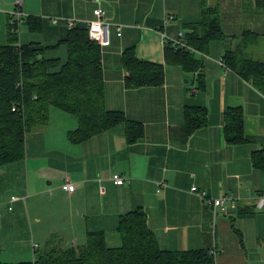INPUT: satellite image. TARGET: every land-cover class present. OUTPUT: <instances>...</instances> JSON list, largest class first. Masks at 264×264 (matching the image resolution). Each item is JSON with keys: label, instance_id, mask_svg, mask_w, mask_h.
Masks as SVG:
<instances>
[{"label": "crops", "instance_id": "1", "mask_svg": "<svg viewBox=\"0 0 264 264\" xmlns=\"http://www.w3.org/2000/svg\"><path fill=\"white\" fill-rule=\"evenodd\" d=\"M206 3L217 7L224 36L194 52L204 80V88L196 89L197 73L165 63L163 47L199 23L200 0H22L24 17H38L42 29L29 30L23 19L17 43L52 45L70 29L68 19L86 25L94 8L104 11L109 39L100 45L105 106L139 122L143 136L127 143L120 121L71 143L66 133L77 120L59 110H52L46 123L33 125L25 134L23 159L0 168V201L18 197L11 210L0 207V259L32 261L53 234L63 245H76L87 232L103 231L106 243L118 246V217L140 208L161 249H205L212 252L213 264H264V212L254 205V196L264 191V175L250 161L251 152L264 147V87L220 63L226 50L237 59L264 61L258 35L264 14L257 3L248 9L239 0ZM13 8L14 0H0V45L10 43ZM116 24L122 25L119 35ZM130 46L140 59L163 64L161 84L124 85L121 56ZM45 55L64 59L65 46ZM185 106L207 112L206 124L189 135L182 128ZM233 106L243 114L245 143L224 140L223 113ZM112 173L124 176V183L114 184ZM66 179L75 184L74 192L61 189ZM161 182L166 185L159 188ZM192 185L206 197L233 195L236 205L214 214L206 199L190 191Z\"/></svg>", "mask_w": 264, "mask_h": 264}, {"label": "trees", "instance_id": "2", "mask_svg": "<svg viewBox=\"0 0 264 264\" xmlns=\"http://www.w3.org/2000/svg\"><path fill=\"white\" fill-rule=\"evenodd\" d=\"M201 20L191 23L184 33L186 47L164 42L163 54L167 64L178 65L186 72H196L195 88L203 89L201 62L194 52H203L211 40L224 34L217 7L200 0ZM258 4V2H255ZM24 25L31 31L42 29L38 17H24ZM9 31L10 43L0 45V168L24 157L25 134L35 124L48 121L52 108L73 115L77 126L66 133L71 143H81L93 135L124 122L127 143L143 136L139 122L127 120L124 115L105 106V91L101 67L100 45L89 38L86 25H74L52 45L17 43V32ZM64 45V59L45 55L47 50ZM226 50L224 65L234 70L259 89L264 87V61L242 57ZM126 70L127 88L159 85L164 79L163 64L136 55L135 47L124 49L121 56ZM12 108H14L12 110ZM182 128L189 135L207 122L205 107L185 106ZM223 136L227 144L249 141L243 129V114L239 106L227 107L223 113ZM253 167L264 175V147L250 154ZM259 193H264L261 191ZM115 230L118 246L106 243L103 231L86 233L85 241L63 245L53 234L35 253L36 264H213V255L205 249L184 251L159 248L157 239L147 226L146 213L136 208L118 217ZM0 264H31L30 261L2 262Z\"/></svg>", "mask_w": 264, "mask_h": 264}, {"label": "built area", "instance_id": "3", "mask_svg": "<svg viewBox=\"0 0 264 264\" xmlns=\"http://www.w3.org/2000/svg\"><path fill=\"white\" fill-rule=\"evenodd\" d=\"M21 4H22V0H14V8L11 11V17L8 21V24L10 26L9 30L11 32H17V33L19 32V24L21 23V17L24 15L20 8ZM93 13L95 15V19L87 21L89 38L101 46L106 45L108 43V27H107V23H105L101 19L104 15V11L101 8L97 7L93 9ZM69 24L72 23L70 22ZM121 27H122L121 24L116 25V30L118 35L120 34ZM182 36L183 33H180L179 37L170 38L169 40L166 41H170L172 46L186 47L184 42L182 41L183 38ZM220 63H222V65L225 66L222 60L220 61ZM192 91H195V89H193ZM13 109L14 108H12V110ZM110 179L114 184L117 185H121L125 181V177L118 173H112L110 175ZM158 185L160 188L162 186H165L166 184L164 182H161ZM60 187L62 190L68 193H72L75 191V184L70 182L68 179H66L61 184ZM190 191L206 199V202L209 205H211L214 214L224 213L227 211V209L233 208L236 205L237 198L230 194H221L217 197H206L205 192L203 190L198 189L194 185L190 187ZM17 199L18 197L12 195L9 197V199L6 202L0 201V207L2 206V204H5L6 208L8 210H11L12 209L11 203L16 201ZM254 205L257 210L264 212V193H258L257 195L254 196ZM33 247L34 248L37 247V244H33ZM30 262L31 264H36L35 255L32 258V261Z\"/></svg>", "mask_w": 264, "mask_h": 264}, {"label": "rangeland", "instance_id": "4", "mask_svg": "<svg viewBox=\"0 0 264 264\" xmlns=\"http://www.w3.org/2000/svg\"><path fill=\"white\" fill-rule=\"evenodd\" d=\"M239 2H241V7L243 9H248L247 7L248 6H251V5H254L255 2H258L259 6L262 7V8H258V9H261L263 11V14H264V0H239ZM240 4V3H239ZM25 27V26H24ZM21 28H23V24L21 25ZM70 28V27H69ZM24 29V28H23ZM258 35L262 36V43H264V29H261L258 31ZM184 34V33H183ZM179 33L177 34L176 37H178ZM257 40V39H256ZM261 61V60H260ZM188 85V84H187ZM51 110H57L55 108H52ZM58 111V110H57ZM67 115H70V114H67ZM72 117H74L73 115H70ZM5 259H0V261L2 262H10V261H3Z\"/></svg>", "mask_w": 264, "mask_h": 264}, {"label": "bare ground", "instance_id": "5", "mask_svg": "<svg viewBox=\"0 0 264 264\" xmlns=\"http://www.w3.org/2000/svg\"><path fill=\"white\" fill-rule=\"evenodd\" d=\"M102 18H103V17H102ZM102 18H101V19H102ZM23 19H24V15L21 17V22H22ZM92 19H95V15H94V18H92ZM92 19H89V20H92ZM89 20H86V21H85L87 27H88V25H87V21H89ZM102 20H103V19H102ZM103 21H104V20H103ZM70 22H71L72 24H69ZM74 22H75L74 19H68V20H67V24H68V26H69L70 28H71L72 26L75 25ZM104 22H105V21H104ZM105 23H107V22H105ZM116 25H117V24H116ZM107 27H108V23H107ZM121 28H122V27H121ZM180 33H181V32H179V34H180ZM88 35H89V33H88ZM178 37H179V35H178ZM182 37L184 38V34H183ZM183 38H182V39H183ZM108 43H109V39H108ZM108 43H107V44H108Z\"/></svg>", "mask_w": 264, "mask_h": 264}]
</instances>
